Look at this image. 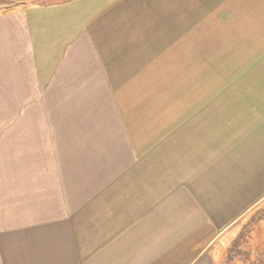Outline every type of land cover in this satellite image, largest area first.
<instances>
[{
    "label": "crops",
    "instance_id": "0c3cea01",
    "mask_svg": "<svg viewBox=\"0 0 264 264\" xmlns=\"http://www.w3.org/2000/svg\"><path fill=\"white\" fill-rule=\"evenodd\" d=\"M263 17L0 0V264H215L264 198V42L231 41Z\"/></svg>",
    "mask_w": 264,
    "mask_h": 264
},
{
    "label": "rangeland",
    "instance_id": "374dc122",
    "mask_svg": "<svg viewBox=\"0 0 264 264\" xmlns=\"http://www.w3.org/2000/svg\"><path fill=\"white\" fill-rule=\"evenodd\" d=\"M154 4H156V2H154ZM185 19L186 21L190 20L188 18ZM257 22L259 25H261L258 26V28ZM153 24L156 25L157 20H155ZM261 28H263L264 30V17L254 19V25L246 28L247 34H244V32H242L237 35H232V44L246 41L255 43L257 41V37H260L261 41L264 42V33L260 35H257L256 33L250 34V31H253L255 29H258L259 31ZM246 52L247 51L240 49L232 51L233 54H239L238 57H240L241 54V56L244 58L248 57V55L250 54H247ZM217 57L219 56L217 55ZM211 67L212 66H209V68L201 67V73H203V71L209 73ZM224 67L225 66H222L221 64L214 66L212 67V72L216 70L221 71L222 69H224ZM199 86H203L202 82H199ZM150 100H154V97H150ZM153 119L155 121L160 120V118L157 117H154ZM241 220L244 221L242 223V226L233 224L232 226L227 227L224 230L225 232L232 231L233 233H235L232 234L233 237H226L224 238V240L222 239V242H220L221 240L216 242L215 247L212 246L214 243H210V251H212V248H215V264H264V198L261 199L257 204H255L252 209L247 211L243 215V218ZM224 231L221 232V234H224ZM188 258L191 257H185V262H189Z\"/></svg>",
    "mask_w": 264,
    "mask_h": 264
}]
</instances>
